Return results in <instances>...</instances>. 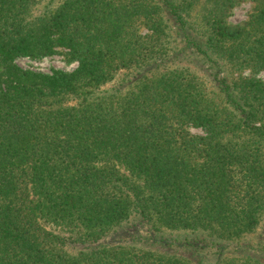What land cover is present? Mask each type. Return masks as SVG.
I'll list each match as a JSON object with an SVG mask.
<instances>
[{"label":"trees","instance_id":"trees-1","mask_svg":"<svg viewBox=\"0 0 264 264\" xmlns=\"http://www.w3.org/2000/svg\"><path fill=\"white\" fill-rule=\"evenodd\" d=\"M244 1L249 21L228 23ZM35 3L0 0V264H237L194 263L165 232L216 244L262 220L264 81L218 74L264 70V0H205L199 32L183 0ZM58 48L74 70L15 63ZM120 71L124 90H99Z\"/></svg>","mask_w":264,"mask_h":264},{"label":"rangeland","instance_id":"rangeland-1","mask_svg":"<svg viewBox=\"0 0 264 264\" xmlns=\"http://www.w3.org/2000/svg\"><path fill=\"white\" fill-rule=\"evenodd\" d=\"M63 0H36V3L31 7V15L38 16L45 12L54 10ZM187 2L184 14L186 22L189 28L194 32H199L202 29V18L206 15L205 12V0H183ZM254 4L250 1H244L236 4L229 10L226 21L230 24H245L249 21L250 15L253 13ZM173 31V30H172ZM169 33L170 38L169 44L166 48L169 52L177 50L176 47H181V52H184L180 56V64L191 68L192 70H199V65L202 66L203 70L197 72L198 75L202 76L203 73L210 75L209 79L214 78L216 71L210 69L212 67L208 63L203 64L199 61L196 56L190 52L192 49L183 50L182 44H178V40L175 38L174 32ZM174 38L177 40L175 41ZM67 50L64 48H58L57 54L44 56L42 58H29L19 57L15 60V63L23 68L38 72H48L51 69H58L70 72L77 66L76 62L69 61ZM187 53V54H185ZM173 55V53H169ZM197 63V64H196ZM125 71L118 72L114 79L103 86L99 90L106 91L112 90L113 88H119L124 90L126 83H122ZM254 76L261 81H264V70H260L256 73H251L249 69L243 70H231L229 67H222L219 70V77L226 78L227 81H231L239 76L248 77ZM210 85V83L208 84ZM188 131L191 134H201V130L195 127H189ZM165 237L169 239L179 240L182 242H188L190 245H178L176 250L178 254L183 258H189L192 262H200L201 260L207 262H214L217 258L224 260H232L237 264L243 263L246 258H264V215L260 223L250 232L242 233V235L234 238L233 240L220 241L214 244L206 233H193L190 231H176V232H165ZM216 262V261H215Z\"/></svg>","mask_w":264,"mask_h":264}]
</instances>
